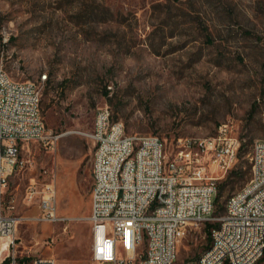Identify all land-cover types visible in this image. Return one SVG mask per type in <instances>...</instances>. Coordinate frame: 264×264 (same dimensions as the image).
<instances>
[{"label":"rangeland","instance_id":"1","mask_svg":"<svg viewBox=\"0 0 264 264\" xmlns=\"http://www.w3.org/2000/svg\"><path fill=\"white\" fill-rule=\"evenodd\" d=\"M0 65L40 86L51 136L21 145L25 163L0 191V210L20 217L8 238L20 259L96 264L90 134L104 105L127 133L158 135L169 155L178 138L206 140L230 123L245 149L219 171L218 212L251 179L252 147L264 139V0H0ZM232 170L238 175L229 178ZM32 182L55 186L63 219L37 220L38 200L26 199ZM211 241L206 225L188 233L175 264L195 260ZM128 249L132 256L135 245ZM145 252L146 240L134 264Z\"/></svg>","mask_w":264,"mask_h":264},{"label":"built area","instance_id":"2","mask_svg":"<svg viewBox=\"0 0 264 264\" xmlns=\"http://www.w3.org/2000/svg\"><path fill=\"white\" fill-rule=\"evenodd\" d=\"M47 77L45 73L41 80ZM41 101L39 85L14 80L0 65L1 192L16 166L25 163L19 158L21 145L51 138ZM90 136L95 145L90 220L96 264H134L136 246L145 240L141 264H175L183 238L207 223L214 224L210 247L202 259L186 264H264V139L252 147L251 179L217 214L219 171L226 173L235 166L242 145L230 123L221 124L206 140L178 138L169 155L158 135L127 133L111 107L104 105L97 110ZM26 199L38 200L37 220L63 219L53 184L40 189L32 182ZM19 221V216L0 210V242L14 235ZM129 232L135 244L132 256L127 250ZM14 246L13 238L0 264H57L53 255L20 259Z\"/></svg>","mask_w":264,"mask_h":264},{"label":"trees","instance_id":"3","mask_svg":"<svg viewBox=\"0 0 264 264\" xmlns=\"http://www.w3.org/2000/svg\"><path fill=\"white\" fill-rule=\"evenodd\" d=\"M244 149H245V143H243L242 145H241V148H240V153H242L243 151H244ZM249 171V170H248ZM238 175V171H235V170H232L230 173H229V178H232V177H236ZM220 194H221V189L219 190V192H218V194H217V198H216V205H218L219 204V196H220ZM224 212V208H222L219 212H218V209L216 208V213L217 214H222ZM214 226V224H211V223H207V225H206V230H207V233H208V235H209V238H211V229H212V227ZM210 244H211V242H210ZM210 244H209V246H208V248L210 247ZM207 248V249H208ZM206 249V250H207ZM205 250V251H206ZM200 257V256H199ZM199 257H197L196 259H198ZM3 264V263H2Z\"/></svg>","mask_w":264,"mask_h":264},{"label":"bare ground","instance_id":"4","mask_svg":"<svg viewBox=\"0 0 264 264\" xmlns=\"http://www.w3.org/2000/svg\"><path fill=\"white\" fill-rule=\"evenodd\" d=\"M10 238H11V237H10ZM127 242H128V244L135 245V244H134V240H133V235H132L131 232H129V234H128ZM8 243H9V240H8L7 238L1 240V242H0V256H1V255L5 252V250L7 249ZM128 252H129V249H128ZM129 253H130V252H129ZM130 255H131V253H130ZM198 259H202V255H201ZM220 264H227V263H220Z\"/></svg>","mask_w":264,"mask_h":264}]
</instances>
